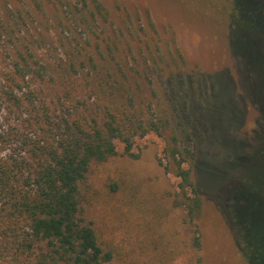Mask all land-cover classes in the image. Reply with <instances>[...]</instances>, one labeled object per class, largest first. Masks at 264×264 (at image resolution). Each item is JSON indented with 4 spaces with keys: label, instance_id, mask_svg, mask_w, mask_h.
Masks as SVG:
<instances>
[{
    "label": "rangeland",
    "instance_id": "obj_1",
    "mask_svg": "<svg viewBox=\"0 0 264 264\" xmlns=\"http://www.w3.org/2000/svg\"><path fill=\"white\" fill-rule=\"evenodd\" d=\"M53 1L0 0V87L22 43L43 63H54L70 59L67 53L75 54L79 43L98 60L112 39L120 43L111 54L118 69L137 77L135 91L141 87L150 102L145 109L163 118L159 133L134 140L132 156L119 145L115 157L91 169L85 212L113 252L107 264H197L193 256L200 264H247L228 210L230 186L239 176L255 193L241 192L247 213L238 221L250 218L264 257V94L252 89H261L259 84L249 85L250 71L230 47L228 0H99L110 17L92 21V28L69 14L59 20ZM251 71L261 76L260 69ZM53 106L63 110L57 102ZM20 122L0 98V134ZM170 136L187 142L196 155L193 178L203 200L196 252L176 207L179 180L172 167L168 172L159 163L167 162L163 150Z\"/></svg>",
    "mask_w": 264,
    "mask_h": 264
},
{
    "label": "trees",
    "instance_id": "obj_2",
    "mask_svg": "<svg viewBox=\"0 0 264 264\" xmlns=\"http://www.w3.org/2000/svg\"><path fill=\"white\" fill-rule=\"evenodd\" d=\"M228 2L230 47L235 59L249 69V85L259 84L261 89H252L264 94V2ZM53 4L59 20L69 14L77 24L85 21L91 28L92 21L100 18L103 22L110 17L99 0H76L73 5L70 0H54ZM16 13L20 11L16 9ZM12 15L15 17V12ZM76 15L80 17L76 19ZM119 44L110 39L108 54L96 60L86 45L79 43L74 46L75 54L67 53L70 59L43 63L31 45L22 43L3 73L0 98L17 111L21 122L0 134V148L6 151L0 154V264L111 262L112 250L85 212L91 169L115 157L119 145L125 155L132 156L134 140L150 131L159 133L163 121L145 109L150 102L140 94L141 87L139 93L135 91L141 85L137 77L118 69L111 54L118 51ZM257 68L261 76L251 71ZM35 79L44 87L35 88ZM76 91L89 92L92 101L85 96L75 99ZM55 102L63 108L61 112L54 108ZM67 103L74 106L70 109ZM163 153L167 162L159 163L168 172L172 167L179 180L176 207L196 252L201 246L197 219L203 201L193 178L196 155L176 136H170ZM242 177L232 180V208L228 210L233 214L247 264H264V257L258 253L260 234L252 232L249 217L238 221L242 212L247 213L241 192L255 193ZM192 258L200 264L198 256Z\"/></svg>",
    "mask_w": 264,
    "mask_h": 264
}]
</instances>
